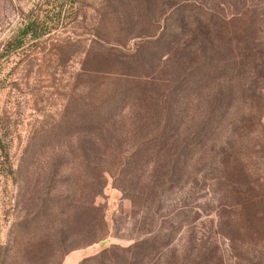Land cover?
Here are the masks:
<instances>
[{"label": "rangeland", "instance_id": "1", "mask_svg": "<svg viewBox=\"0 0 264 264\" xmlns=\"http://www.w3.org/2000/svg\"><path fill=\"white\" fill-rule=\"evenodd\" d=\"M0 264H264V0H0Z\"/></svg>", "mask_w": 264, "mask_h": 264}, {"label": "trees", "instance_id": "2", "mask_svg": "<svg viewBox=\"0 0 264 264\" xmlns=\"http://www.w3.org/2000/svg\"><path fill=\"white\" fill-rule=\"evenodd\" d=\"M46 29L47 26H40L39 24L34 26V18H31L25 26L18 29L17 34L14 37V43L17 47H22L27 39L34 41V39L40 38L44 35ZM102 238L103 235L101 236V239ZM141 242L143 243V241L138 242V244L136 243V246L140 245Z\"/></svg>", "mask_w": 264, "mask_h": 264}]
</instances>
